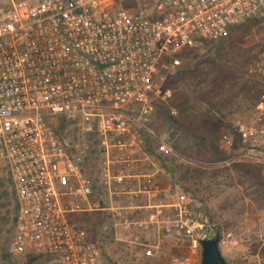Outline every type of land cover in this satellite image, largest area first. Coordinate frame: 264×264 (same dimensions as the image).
<instances>
[{
    "label": "built area",
    "instance_id": "2783aa9c",
    "mask_svg": "<svg viewBox=\"0 0 264 264\" xmlns=\"http://www.w3.org/2000/svg\"><path fill=\"white\" fill-rule=\"evenodd\" d=\"M117 2H0V164L11 175L18 204L13 257L45 253L54 264H109L88 232L70 223L99 205L90 201L94 184L81 166L89 146L68 141L57 119L96 137L99 176L113 193L148 200L144 209L154 214L139 215L126 229L166 231L187 249L174 264H201L200 243L215 237L187 194L169 185L174 202L167 203L158 175L130 172L149 161L142 134L154 136V103L172 96L163 85L179 70L176 55L198 40L219 41L245 21L263 19L264 0H156L155 18L149 7L130 13ZM250 74L264 79V53ZM223 147L231 162L264 166V95ZM160 150L171 151L164 142ZM147 248L152 257L160 245Z\"/></svg>",
    "mask_w": 264,
    "mask_h": 264
},
{
    "label": "trees",
    "instance_id": "16d2710c",
    "mask_svg": "<svg viewBox=\"0 0 264 264\" xmlns=\"http://www.w3.org/2000/svg\"><path fill=\"white\" fill-rule=\"evenodd\" d=\"M263 29L264 18L250 19L234 28L224 39L198 40L196 47L178 53L176 59L180 63L179 70L163 85L164 89L172 88V96L167 102L157 100L154 103L156 115L149 125L154 136L142 134L144 151L170 175L172 186L176 190L183 189L184 192L192 193L194 189L193 199H196L195 193H200L201 189L209 194L215 191H220L221 194L232 191L225 197L220 211H237V206L246 205V200L259 211H264V166L231 162V154L223 147L224 137L233 133L238 122L244 121V115L254 114L264 95V79L248 74L252 58L249 56L245 59L246 52L242 51V40L252 35L254 30L260 33ZM234 31L240 35L235 36ZM59 123L58 129H65V121L60 119ZM87 137L89 150L82 159L81 166L95 186L94 172L99 159L98 141L94 135ZM162 142L171 151H161ZM10 183L13 184L11 178ZM12 195L15 199V216L11 232H14L18 204L15 191ZM4 198H9L5 191L0 195V200ZM84 217L79 220L85 231L97 233V230H102L106 219L103 213L84 214ZM210 218L214 220V216ZM7 222L10 223V220L6 219L5 223ZM70 223L79 227L72 220ZM216 233L222 235L223 231L218 228ZM9 245L10 239H7L0 246V264H15L11 261L13 256L9 253ZM96 245L110 264L103 249L97 243ZM252 253L256 255L257 250L254 249ZM26 257V264L53 260L52 256L45 253H32ZM261 257L264 260V248ZM239 264L257 263L245 261Z\"/></svg>",
    "mask_w": 264,
    "mask_h": 264
},
{
    "label": "rangeland",
    "instance_id": "374dc122",
    "mask_svg": "<svg viewBox=\"0 0 264 264\" xmlns=\"http://www.w3.org/2000/svg\"><path fill=\"white\" fill-rule=\"evenodd\" d=\"M2 4H8L10 0H0ZM154 0H118L119 8L134 11L149 7L152 9ZM122 10V9H121ZM235 36H239V32H233ZM242 51L246 55L245 59L250 56L252 62H254L260 55L264 53V29L257 33L253 31L252 35L245 37L242 40ZM251 62L249 64L248 74H250ZM257 76V75H255ZM172 90V88H171ZM253 114L243 116V120H248ZM60 119L56 120V124L59 125ZM66 123L65 129L61 130L62 135L70 142L85 143L89 146L88 137L79 135L75 128ZM99 152V151H98ZM95 175H99V159L98 165L94 172ZM11 175L4 164H0V195L5 191L8 193L9 198L0 200V204L3 207L0 208V227L2 232L0 233V246H3L7 239H10V243L13 236L12 222L14 218L15 199L13 198V184L10 183ZM12 180V179H11ZM3 184V187L1 186ZM183 193L187 194L191 199L192 209L202 216L206 217L209 221L211 228L213 229V236H216V230L221 228L223 234L221 236L220 250L222 256L229 264H239L240 262H249L264 264V260L261 257V251L264 248V211H259L255 206L250 205L248 200L245 201L246 205L239 204L237 211H220L222 202L232 191H227L226 194H221L220 191H215L212 194L204 190H200V193H195L193 199L192 193L184 192L183 189H179ZM197 194V196H196ZM245 207V208H244ZM242 212V214H238ZM97 213V212H93ZM91 214V213H90ZM78 216V217H77ZM85 218L84 214H78L71 218L72 223H76L77 226L84 227L79 220L80 217ZM214 216V220L210 218ZM107 217V216H105ZM6 219L10 220V223H5ZM112 218L107 217L103 223L102 230H97V233L88 231L89 237L93 242H96L104 251V255L110 264H174L175 261H181L186 258L187 249L178 248L167 232H162L164 235V241L162 242V248L153 257H147L146 251L148 250V236L146 233L140 230L129 234L115 230L113 227ZM228 226V228H226ZM112 230L113 233H112ZM10 246V245H9ZM256 249V255H253L252 251ZM156 252V251H154ZM178 254V255H176ZM2 259V258H1ZM0 259V260H1ZM27 257H11V261L15 264H26ZM36 264H54L53 260L50 262H41Z\"/></svg>",
    "mask_w": 264,
    "mask_h": 264
},
{
    "label": "crops",
    "instance_id": "0c3cea01",
    "mask_svg": "<svg viewBox=\"0 0 264 264\" xmlns=\"http://www.w3.org/2000/svg\"><path fill=\"white\" fill-rule=\"evenodd\" d=\"M156 2V0H154ZM154 2L152 5V9H150L151 17H157L155 12V6ZM117 9H122L125 11H128L130 13H136L138 10L130 11L123 8H119V5L117 6ZM133 176H138L139 174H155L158 175V180L160 181V185L163 188V200H165L167 203L174 202L173 194L167 193V187L169 185H172L171 178L168 173H166L164 170H162L158 164L157 161H155L153 158L149 157V161L146 162V164L139 168V169H133L130 172ZM95 186H94V195L91 197L90 201L91 203H96L99 205V209L96 211L87 212L84 214H90L93 212H101L105 216H112V222L113 227L115 230H119L120 232H125L129 234L131 232V235L133 232H135L137 229L134 228L135 231H131V229H126V226H128V223H134L139 219V215H144L146 219H149L153 214L154 211L144 209L147 208V205L149 204L148 200L144 198L143 196L135 197L133 195H127L122 193H113L110 188L105 184V182L100 178L99 175H95ZM139 182V180H137ZM138 185H134L131 188L136 190ZM115 188V186L113 187ZM142 207V212H136L134 207ZM105 217V218H107ZM124 233V234H125ZM148 236V243L153 242L160 245V249L162 248V242L164 241V235L161 231L157 230L156 226H152L151 230L149 232H144ZM159 249V251H160ZM159 251L154 252L153 256H155L156 253ZM152 256V257H153Z\"/></svg>",
    "mask_w": 264,
    "mask_h": 264
},
{
    "label": "water",
    "instance_id": "95a60500",
    "mask_svg": "<svg viewBox=\"0 0 264 264\" xmlns=\"http://www.w3.org/2000/svg\"><path fill=\"white\" fill-rule=\"evenodd\" d=\"M221 236L206 239L200 243L202 261L201 264H227L220 250Z\"/></svg>",
    "mask_w": 264,
    "mask_h": 264
}]
</instances>
